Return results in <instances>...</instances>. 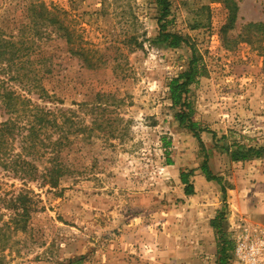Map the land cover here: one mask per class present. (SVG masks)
Wrapping results in <instances>:
<instances>
[{
  "label": "rangeland",
  "instance_id": "374dc122",
  "mask_svg": "<svg viewBox=\"0 0 264 264\" xmlns=\"http://www.w3.org/2000/svg\"><path fill=\"white\" fill-rule=\"evenodd\" d=\"M169 2L166 30L198 55L189 98L192 118L208 129L204 146L176 118L169 82L193 53L159 38L158 0H0V43L19 55L13 69L0 62V81L31 107L62 109L75 121L63 151L74 173L58 188L26 184L0 163V226L14 214L5 195L31 188L39 206L25 229L4 225L0 264H217L219 249L177 250L170 238L194 246L201 239L192 228L206 231L218 211L233 215L230 199L264 209V156L230 155L235 144L264 146V29L249 26L264 23V0ZM46 10L56 22L42 21ZM9 116L0 102V122ZM205 160L221 184L206 181ZM182 171L192 173L195 194L185 193ZM263 209L233 220L264 224Z\"/></svg>",
  "mask_w": 264,
  "mask_h": 264
},
{
  "label": "trees",
  "instance_id": "16d2710c",
  "mask_svg": "<svg viewBox=\"0 0 264 264\" xmlns=\"http://www.w3.org/2000/svg\"><path fill=\"white\" fill-rule=\"evenodd\" d=\"M232 1V0H229ZM162 7V13L158 19L160 23L159 38L166 42L170 47H178L181 43L189 44L188 39L178 33H171L166 30L165 18L170 13L169 0H158ZM233 17H236L238 5L236 2L231 7ZM45 16L42 14L44 23L47 21L54 23L58 15L46 10ZM230 14V15H232ZM258 25L264 29V23L251 22L249 26ZM64 28V26H62ZM64 35L67 43L71 46V52L77 53L73 48V32L65 28ZM63 35V34H61ZM12 42L2 40L0 43V62L4 60L9 63V68L17 67L14 58L19 55L11 49ZM193 53L189 68L178 77L170 80V92L173 104L178 108L176 118L181 124L186 125L198 139L200 145L204 146L201 132L208 129H202L192 118V104L189 98L190 85L196 81L198 71V55L196 48L189 44ZM16 46V44H15ZM17 48V47H16ZM21 50L20 48L15 51ZM17 54V56H15ZM86 60L88 56H86ZM15 64V66H14ZM13 79L17 76L12 75ZM4 81H0V102L10 114L9 118L0 122V163L8 170L20 177L24 183L41 180L42 185H48L51 188H58L63 178L74 173L72 163L64 157L63 151L73 140L70 135L75 132V121L65 110H51L43 107H31L27 104L26 97L15 92L12 88L4 86ZM28 115V120L23 122L18 120L21 112ZM16 115V116H15ZM19 141V149H15L13 142ZM230 150L231 158L235 161H246L249 159L264 156V146H247L244 144H235ZM208 180H215L221 184V178L212 172L207 160L201 167ZM190 174H192L190 172ZM190 174L182 171L180 178L185 184V193L187 195L195 194L194 183L189 179ZM224 195L226 187L222 186ZM35 192L31 188L21 189L12 192L9 199L4 197L6 205L14 210L10 222H5L6 227H13L14 230L25 229L26 224L33 212L39 208L38 200L34 198ZM225 214L212 220V226L217 230L219 240V250L224 255L221 256L218 264H229V258L232 242L227 239L226 233L221 228L222 219ZM4 225L0 226V233L4 230Z\"/></svg>",
  "mask_w": 264,
  "mask_h": 264
},
{
  "label": "built area",
  "instance_id": "2783aa9c",
  "mask_svg": "<svg viewBox=\"0 0 264 264\" xmlns=\"http://www.w3.org/2000/svg\"><path fill=\"white\" fill-rule=\"evenodd\" d=\"M229 264H264V224L241 219L232 228Z\"/></svg>",
  "mask_w": 264,
  "mask_h": 264
},
{
  "label": "crops",
  "instance_id": "0c3cea01",
  "mask_svg": "<svg viewBox=\"0 0 264 264\" xmlns=\"http://www.w3.org/2000/svg\"><path fill=\"white\" fill-rule=\"evenodd\" d=\"M206 181L212 182V180L209 181L208 179H206ZM194 189H195V192H196L197 187L195 186V184H194ZM228 190L233 191L235 189L232 187V189H228ZM230 203H231V205L230 206L228 205L229 206L228 210L231 209L232 212H233V215L228 217V214H225V217L223 218V220L221 222V228H222L223 231H227L230 228V224L229 223L233 224V226L236 224V222L233 219H234V217L236 215H241V213H242L241 211H248V213H250V216H252V214H254L255 211H257L259 213V211H262V209H263V208H261L260 210H257L258 207L253 205V206L249 207L248 210H246V209L242 210L240 205H239V202H234V199H232V200L230 199ZM235 209H238L239 212L236 211ZM218 213L220 214V211L215 212L214 214H212V215H210L208 217V224L205 226L206 231L201 232L199 230V227L198 228L197 227H194V228L191 227L194 230V232L196 234H198V236L200 235V239H201L198 242H196V244L194 246L190 245L189 247H182V246H185V245H183L180 241H178L176 236L170 238V240H169L170 244H174L176 246L177 250H181V249L185 250L186 249L188 251L191 250V251H216L217 252V250L219 249V240H218V235H217L218 234L217 233L218 229H216L214 226H212V220L219 216ZM260 216L264 217V214H261ZM188 224H189V222H188ZM193 224L194 223H192V225ZM232 228L233 227L231 226V229ZM155 235L158 236V233H156ZM154 241H156V240H154ZM178 245H180L181 248ZM232 249H233V247H232ZM232 249L230 251H232ZM193 262H195V261L191 260L190 262L186 261L185 263L186 264H188V263L191 264ZM198 264H200V263H198ZM217 264H218V262H217Z\"/></svg>",
  "mask_w": 264,
  "mask_h": 264
}]
</instances>
